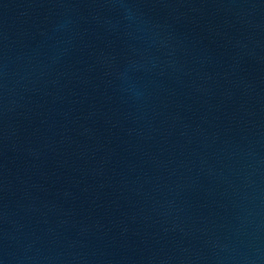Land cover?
I'll return each instance as SVG.
<instances>
[{"label":"water","instance_id":"95a60500","mask_svg":"<svg viewBox=\"0 0 264 264\" xmlns=\"http://www.w3.org/2000/svg\"><path fill=\"white\" fill-rule=\"evenodd\" d=\"M0 264H264V0H0Z\"/></svg>","mask_w":264,"mask_h":264}]
</instances>
